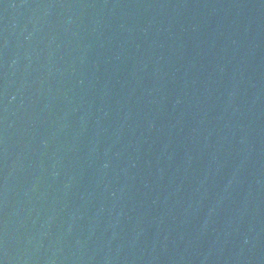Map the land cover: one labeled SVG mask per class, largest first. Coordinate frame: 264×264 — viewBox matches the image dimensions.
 <instances>
[{
  "label": "water",
  "instance_id": "1",
  "mask_svg": "<svg viewBox=\"0 0 264 264\" xmlns=\"http://www.w3.org/2000/svg\"><path fill=\"white\" fill-rule=\"evenodd\" d=\"M0 264H264V0H0Z\"/></svg>",
  "mask_w": 264,
  "mask_h": 264
}]
</instances>
